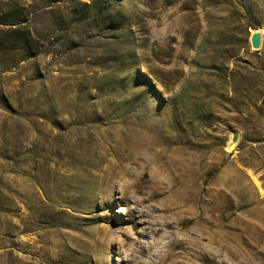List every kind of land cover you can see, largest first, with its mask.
Returning a JSON list of instances; mask_svg holds the SVG:
<instances>
[{"label": "rangeland", "instance_id": "rangeland-1", "mask_svg": "<svg viewBox=\"0 0 264 264\" xmlns=\"http://www.w3.org/2000/svg\"><path fill=\"white\" fill-rule=\"evenodd\" d=\"M244 1L0 0V264H122L138 211L264 264V0Z\"/></svg>", "mask_w": 264, "mask_h": 264}, {"label": "bare ground", "instance_id": "bare-ground-1", "mask_svg": "<svg viewBox=\"0 0 264 264\" xmlns=\"http://www.w3.org/2000/svg\"><path fill=\"white\" fill-rule=\"evenodd\" d=\"M234 145L230 143L229 148ZM142 216V212L138 211L135 221L138 223V234L144 241L140 246L134 243L136 246L133 245L131 252L124 254L122 264H214L211 257L208 259L203 255V251L208 255L207 244H199L194 236L179 239L176 235L178 226L147 222L141 219Z\"/></svg>", "mask_w": 264, "mask_h": 264}, {"label": "water", "instance_id": "water-1", "mask_svg": "<svg viewBox=\"0 0 264 264\" xmlns=\"http://www.w3.org/2000/svg\"><path fill=\"white\" fill-rule=\"evenodd\" d=\"M263 42V32L261 29H256L253 32H251L250 38H249V44L252 51H259L262 47ZM239 141V134L234 132L230 136L229 145L236 144Z\"/></svg>", "mask_w": 264, "mask_h": 264}, {"label": "trees", "instance_id": "trees-1", "mask_svg": "<svg viewBox=\"0 0 264 264\" xmlns=\"http://www.w3.org/2000/svg\"><path fill=\"white\" fill-rule=\"evenodd\" d=\"M167 5H171L175 0H164ZM216 1V0H215ZM228 3L231 2V0H227ZM242 9L245 11V13L249 14L252 11V6L249 0H245L242 4ZM25 41H27V37L24 38ZM262 102V99H261Z\"/></svg>", "mask_w": 264, "mask_h": 264}, {"label": "crops", "instance_id": "crops-1", "mask_svg": "<svg viewBox=\"0 0 264 264\" xmlns=\"http://www.w3.org/2000/svg\"><path fill=\"white\" fill-rule=\"evenodd\" d=\"M262 108H263V112H264V95L262 97V102H261ZM263 129H264V121H263ZM258 144V149H259V153L262 155H264V140L260 141Z\"/></svg>", "mask_w": 264, "mask_h": 264}]
</instances>
